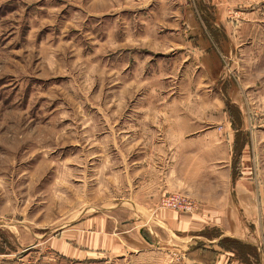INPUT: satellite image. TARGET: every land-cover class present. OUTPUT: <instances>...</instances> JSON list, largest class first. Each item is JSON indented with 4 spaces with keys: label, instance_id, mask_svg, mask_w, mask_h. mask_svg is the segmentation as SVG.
<instances>
[{
    "label": "rangeland",
    "instance_id": "1",
    "mask_svg": "<svg viewBox=\"0 0 264 264\" xmlns=\"http://www.w3.org/2000/svg\"><path fill=\"white\" fill-rule=\"evenodd\" d=\"M184 250L264 264V0H0V264Z\"/></svg>",
    "mask_w": 264,
    "mask_h": 264
},
{
    "label": "crops",
    "instance_id": "2",
    "mask_svg": "<svg viewBox=\"0 0 264 264\" xmlns=\"http://www.w3.org/2000/svg\"><path fill=\"white\" fill-rule=\"evenodd\" d=\"M209 212L212 211L209 210ZM163 216L167 218L166 223L173 231H189V230H194L195 227H198L197 220H193L191 216H181L177 213H171V214L164 213ZM201 226L203 227V225ZM184 249L187 250L188 248L185 247ZM183 254H184V256L182 257L183 264H236L237 263L236 261H232L231 259L232 256L230 253L217 254V256H215L214 259H212L211 261H209L211 259L210 257H208L207 259L205 258L206 260H203L200 256L191 255V253L187 251L183 252Z\"/></svg>",
    "mask_w": 264,
    "mask_h": 264
},
{
    "label": "built area",
    "instance_id": "3",
    "mask_svg": "<svg viewBox=\"0 0 264 264\" xmlns=\"http://www.w3.org/2000/svg\"><path fill=\"white\" fill-rule=\"evenodd\" d=\"M163 203H164V206L166 205L168 208H172V209L179 208V207L186 208V206H189L188 208H186V209H189L191 206L190 203L189 204L184 203L183 199H180V197H175V196H172L164 200Z\"/></svg>",
    "mask_w": 264,
    "mask_h": 264
}]
</instances>
